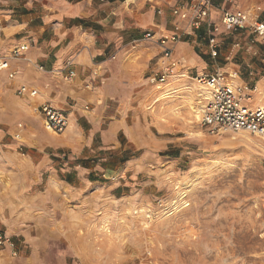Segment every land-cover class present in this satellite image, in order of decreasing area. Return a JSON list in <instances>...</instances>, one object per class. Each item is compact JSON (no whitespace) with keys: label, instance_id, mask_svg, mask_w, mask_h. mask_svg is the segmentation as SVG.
<instances>
[{"label":"rangeland","instance_id":"1","mask_svg":"<svg viewBox=\"0 0 264 264\" xmlns=\"http://www.w3.org/2000/svg\"><path fill=\"white\" fill-rule=\"evenodd\" d=\"M10 1L0 0V5ZM216 24L224 29L221 21ZM219 37L225 43L222 51L235 44V56L245 62L252 54L249 44L262 45L248 32L229 36L223 30ZM188 43L197 54L210 56L204 53L206 37L198 35ZM155 62L144 111L126 118L129 125H143L138 139H116L104 147L107 160L100 162L97 158L104 155L89 150L85 163L96 176L75 180L80 195L58 191L68 223L64 235L48 246L55 254L47 264H148V253L156 264H264V138L240 130L211 132L199 121L201 87L194 79L199 73L177 77L172 90L165 83L157 88L153 73L162 67ZM245 62L234 82L251 86ZM215 66L208 62L201 73ZM12 79L0 72V131L6 139L23 142L27 98L17 92L18 85L9 84ZM258 94L250 103H264V92ZM168 127L177 139L165 138ZM143 131L150 136L143 137ZM20 147L19 152L26 151ZM129 155V160L123 158ZM44 181L38 189L47 188ZM13 237L19 251L0 247L1 264H44L45 241L33 245L22 235Z\"/></svg>","mask_w":264,"mask_h":264},{"label":"crops","instance_id":"2","mask_svg":"<svg viewBox=\"0 0 264 264\" xmlns=\"http://www.w3.org/2000/svg\"><path fill=\"white\" fill-rule=\"evenodd\" d=\"M190 1L12 0L6 6L0 5V55H9L13 47L28 42L22 56L9 60L16 71L9 84L26 83L38 92L35 96L25 95L24 143L6 139V133L0 131V227L8 235H22L24 241L33 245L45 241L44 264L49 255L55 254V249L48 246L64 235L62 229L68 223L66 205L58 194L80 195L75 180L85 181L90 173L96 176L94 167L85 163L91 155L87 154L89 150L104 155V147L114 144L116 139H138L136 133L143 125H129L126 118L144 111L145 100L153 88L148 81L151 63L156 60V65L163 67L168 62L154 39L170 33L176 22H184L172 9ZM236 8L245 12L247 27L239 31L220 29L216 36L220 39L217 57L210 54L209 48L204 53L210 56L197 54L194 44H187L198 35L208 37L205 25L188 34V40L176 44L173 57L181 61V76L204 72L208 62L216 65L212 71L241 69L245 61L235 56L236 45L222 51L225 43L219 35L223 30L229 36L245 32L253 35L248 27L254 11L264 18V0H215L209 18L217 23L225 9ZM146 30L153 32L151 39L144 37ZM191 42L200 44L197 40ZM248 47L252 54L247 59L250 62H245V71L246 79L254 86L250 93L253 98L264 92V49L252 44ZM68 60L73 62L72 76H66ZM176 78H167L168 90H172L170 86ZM42 102L66 112L67 123L62 131L45 127L39 109ZM163 124L159 122V126ZM164 130L168 133L166 139H177L173 128ZM145 135L150 136L143 131ZM20 144L26 148L23 153L17 150ZM103 157L97 158V162L107 160ZM41 180H45L44 190L37 188ZM1 261L0 256V264Z\"/></svg>","mask_w":264,"mask_h":264},{"label":"built area","instance_id":"3","mask_svg":"<svg viewBox=\"0 0 264 264\" xmlns=\"http://www.w3.org/2000/svg\"><path fill=\"white\" fill-rule=\"evenodd\" d=\"M215 0H191L185 6H175L172 9L174 15L179 16L184 22H176L170 33H162L155 43L160 47L162 56L168 58V62L162 69L156 70L154 74L156 87L159 88L167 81L169 76L180 77L184 72L181 71L179 59L173 57L175 46L179 40L199 29L202 25L206 26L207 43L209 52L212 56L218 54L219 43L216 39L219 26L210 20L209 14ZM230 2L231 0H223ZM257 10H261L256 6ZM159 13L160 10H157ZM252 23L249 24L250 31L257 36L258 41L264 45V18L256 11L253 12ZM221 24L228 31H239L247 27L245 12L240 9H225L221 16ZM153 32L146 30L144 37H152ZM237 44V43H236ZM28 42L20 43L13 47L9 55H0V72H6L9 78L16 76V71L10 65V58L22 56L27 49ZM72 60L65 63L66 76H72L75 71L72 68ZM238 69L227 70L216 69L212 72L199 73L194 79L202 86L203 92L200 93L198 100V114L201 125L207 127L211 132L222 130L246 131L257 137L264 138V103L254 105L251 101L250 93L254 86L237 85L234 79L238 76ZM17 92L21 95L35 96L38 92L34 87L26 83L17 86ZM43 115L46 128L54 131H62L67 123L66 112L48 102L39 105ZM10 247L13 254L17 253V242L12 235L0 230V247ZM148 264H156L147 255Z\"/></svg>","mask_w":264,"mask_h":264},{"label":"bare ground","instance_id":"4","mask_svg":"<svg viewBox=\"0 0 264 264\" xmlns=\"http://www.w3.org/2000/svg\"><path fill=\"white\" fill-rule=\"evenodd\" d=\"M200 87H201V89H200V90H201V93H202V92H203V90H202V86H200ZM240 131H241V130H240ZM245 132H246V131H245ZM246 133H248V132H246Z\"/></svg>","mask_w":264,"mask_h":264}]
</instances>
